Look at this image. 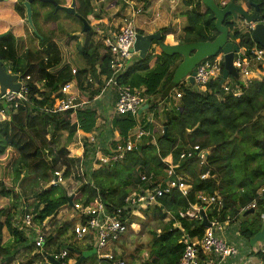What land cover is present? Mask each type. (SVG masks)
Segmentation results:
<instances>
[{"label":"trees","instance_id":"trees-1","mask_svg":"<svg viewBox=\"0 0 264 264\" xmlns=\"http://www.w3.org/2000/svg\"><path fill=\"white\" fill-rule=\"evenodd\" d=\"M22 1L0 2V34L13 27L8 36L0 39V61L11 74L19 75L22 79L29 77V103L17 108L13 104L7 106L0 103V110L4 108L9 117L8 123L4 122L0 126V198L10 200L8 209H0V218L4 217L3 222H0V264H10L20 254L26 257V261L18 264H32L36 259L30 257L35 246L29 234L21 228L24 210L27 209L26 213H30L33 225L38 227L57 224L60 212L68 207L69 194L64 185L70 183L71 178L66 173L63 174V185L48 186L45 190L36 189L40 183H49L53 172L62 167H56L57 159L47 158L45 154L47 133L58 138L66 133L64 150L74 143L78 131L82 135L81 159H67L68 165L74 162L76 165L80 161L82 170L78 177L79 184L70 192L73 203L96 206L101 201L109 209L122 207L133 187L140 184L139 174H153L155 178L164 180L168 165L173 167L175 176L191 179L192 187L186 196L173 189L159 198L155 207L142 211L144 220L153 223L154 227L148 230L150 239L147 242V254L140 259V264H176L184 252V240L203 237L205 227L201 221L181 216L194 205L202 207L198 200L199 194L217 195L221 200L218 212L215 209L207 211V221L224 223L230 219L244 217L248 220L250 217L252 220L244 222L248 226L241 228L240 233L244 240L253 238L256 233L255 223L264 217V192L257 197V191L264 187V77L254 74L247 84L229 77L226 80L228 92L224 90V84L219 86L221 77L209 81L205 92H195L189 85H178L175 87L180 90L181 96L177 106L168 112L167 109L159 110L156 106L162 99L169 103V94L175 88L171 87L172 77L181 58L178 55L163 54L160 43L165 42L164 38L154 41L152 45L155 48L143 59L133 58L116 79L119 86L144 89V105H148L147 112L153 114V121L145 126L150 135L143 137L141 143L127 153L122 161L93 169L97 151L109 154L114 148V142L110 144L102 134L117 133L121 139L126 140L137 126L135 117L131 114L116 115L111 120V128L106 131L103 126L97 125L98 114L91 108L76 111L77 124L71 119V110L52 114L42 112L40 108L50 107L52 96L57 95L63 85L71 82L85 93L96 83L98 86L87 93L88 101L99 96L103 87L102 79L107 80L112 75L110 57L104 46L96 45L90 50L77 46V54L85 62L86 69L63 66V55L57 42L36 27L35 19L39 14L35 10L33 24L39 37L38 47L32 41L33 47L25 35L27 28L22 23L25 16ZM93 1L75 0L77 12L84 18L91 16ZM187 1L189 5L191 2L194 5L184 15L186 27L181 44L213 42L218 32L214 27L212 13L200 0ZM214 1L219 6V0ZM240 1L247 2L227 0V3ZM251 1L258 6L261 16H264V0ZM223 25L228 30V40L238 48L251 49L256 46L262 49L253 42L251 31L243 33L231 18H227ZM92 35L91 30L86 34L87 37ZM68 43L67 40L64 45L68 46ZM29 46L32 49L28 50ZM100 49L101 53L107 54L99 53ZM257 70L261 72L262 69L259 66ZM33 71H36L38 82H43L40 83L42 88H37L30 81L29 75ZM87 76H91V81L84 84L82 79ZM236 89L241 91L238 97L234 96ZM161 115L166 117L158 127L155 120ZM140 122L143 124L145 120ZM94 130L101 133L95 143H91L89 137ZM23 142L24 146L21 145ZM194 146H198L200 151L193 154L192 158L181 160L180 155ZM201 152L206 153L207 159L204 166L199 167ZM58 161L60 163L61 158ZM252 163L256 165L251 167ZM239 167L241 178L235 174ZM204 173L210 177L200 180L199 176ZM254 200V212L243 211ZM136 219L131 218L128 224ZM142 223L146 226L144 221ZM71 226L72 222H64L56 228L53 235L47 238L43 253L52 254L61 243L72 237L60 241ZM4 228L10 235L7 243L3 242ZM92 247L86 248L90 250ZM67 248L75 250L73 246ZM254 256L260 264H264V248ZM201 260L204 261L203 257ZM88 261L93 263L96 260L91 258ZM81 264H87V261Z\"/></svg>","mask_w":264,"mask_h":264},{"label":"built area","instance_id":"built-area-1","mask_svg":"<svg viewBox=\"0 0 264 264\" xmlns=\"http://www.w3.org/2000/svg\"><path fill=\"white\" fill-rule=\"evenodd\" d=\"M218 5L219 8H224L227 5V1L219 0ZM140 13L141 9L139 8L133 14ZM255 24H260L264 27V16H261V19L256 21ZM246 27L251 31L249 25ZM136 35L137 31L133 27L132 20L126 19L124 20V25L119 28L118 32L103 39V46L110 57V69L112 70L111 77L107 80L104 79V85L105 88L113 86L114 89H116L117 100L114 104L115 113L117 116L131 114L135 119L140 116L139 111L145 104L146 99L139 90L131 89L127 86H119L116 79L117 75L126 68V64L133 59L135 54L133 46ZM223 63L224 55L220 53L216 57L206 59L197 65L193 80L199 90L202 89V91L205 92L209 81L217 80L221 77ZM233 65L237 69L239 81L243 80L244 84L249 83L254 74L259 76L263 74L264 49H258L256 46L251 49L239 48V52L234 54ZM259 66L262 69L261 72L257 70ZM25 80H28V78H25ZM25 80L24 78H19L18 82L20 83V89L18 92L6 91L4 95H0V103L7 106L13 104L15 108L29 103L27 81ZM184 83L186 87L189 85L188 77L185 78ZM223 84L224 90L228 92L229 88L226 85V81ZM74 86L75 84L72 82L63 85L57 95L52 96V105L50 107L40 108V111L60 114L71 110L74 113L77 109L83 107L86 102L81 101L79 99V94L74 93L72 90ZM240 94V90L236 89V91H234V96L238 97ZM175 96L179 99L181 94L177 91ZM0 116V121L9 120L4 108L0 110ZM147 123L151 124V121L148 120L143 124L138 121L134 133L129 135L126 140L119 138L114 141V148L110 150L111 153L102 155L96 154L94 166L100 167L122 161L127 153L137 147V141L150 135L149 130H146L145 127ZM89 140L91 143H95L96 141L93 135L89 137ZM80 147L82 151V142L80 143ZM199 151V147L194 146L191 149L185 150L180 155V159L185 160L192 158L193 154ZM206 159V153L201 152L199 154V167L204 166ZM173 170L172 166H167L164 180H162V178H155L153 174H139L140 184L133 187L131 192L124 199L122 207L109 209L106 204L99 201L96 206H84L80 203H73L72 207L65 208L68 209L69 212L78 214V218L70 228L68 237L72 236L73 243L79 242L81 243V247H84L93 246L90 240L85 238L94 236L98 239V244L95 248L97 264H125L122 259L117 258V256L108 251L107 248L113 244L112 242L119 241L127 233L130 225L127 221L133 217H138L142 211L156 205L159 198L169 194L173 189L178 190L184 196L190 192L192 187L191 179L189 177L175 176ZM63 174L62 171H56L48 186L57 187L63 185L65 181ZM209 177V174L204 173L199 176V179L206 180ZM263 192L264 187L259 190L257 197H260ZM198 200L201 202L202 207L199 208L194 205L185 214H181V216L201 221L199 211H203V209H215L218 212L220 209L221 200L217 195L207 196L199 194ZM255 208L256 200L246 206L243 211H254ZM26 211L27 209L23 211L25 212L22 217L23 229L25 232L32 235L31 242L35 246L30 257L36 258L39 264H50L45 259L43 248L47 238L53 235L54 232H51V227L46 225L40 226V228L35 227L32 223L30 213H26ZM125 216L127 217L126 219ZM210 224L211 226L209 228H205L204 235L201 239H193L191 241L188 239L184 240L185 249L176 264H205L204 261L201 260V257L210 253L220 257L221 260L235 258L238 255V251L234 246L224 243L216 236V229L220 230L224 223L213 221L210 222ZM49 255L60 264H73L75 262V260L69 257L68 248L62 250L58 249ZM245 264L254 263L250 260Z\"/></svg>","mask_w":264,"mask_h":264},{"label":"rangeland","instance_id":"rangeland-1","mask_svg":"<svg viewBox=\"0 0 264 264\" xmlns=\"http://www.w3.org/2000/svg\"><path fill=\"white\" fill-rule=\"evenodd\" d=\"M104 4H106V1L104 2ZM104 4L101 6L102 13L100 11H98V9H99L98 5H94V9L98 13V16H96V17H99L100 21H95L96 18L95 19L93 18L94 15H91L90 16L91 18H89L90 19L89 22L91 23V25L93 27V35L92 36L87 37L86 35L85 36L80 35V32L79 33L76 32V31H80V26L74 27V28L57 30L55 32L56 35H54V34L51 35L52 38L55 39V40L62 38L64 36V34H66V33H71V31L72 32H76V34L78 35L79 39H77V40L69 39V38H63V39L57 41V44L60 47V49L62 51V55H63V63H62L63 66L68 65L72 69H78V70L79 69H86L85 62L77 54V50H76L77 46L85 47L88 50H90L92 47H95L98 44H101L103 46V39L105 37L109 36V34H108V36L105 35V33L107 31L105 30V25L102 22L103 17L105 16L104 12H106V10L108 9L106 6H104ZM245 7H247L245 10L248 11V6L246 5V3H245ZM150 12L151 11L148 10V13H150ZM64 16L65 15H63V13H59L58 15H56V18H61V17L64 18ZM135 16H130V18L127 19V20H133L132 22H133L134 29H135V23H134V20H135L134 17ZM35 25H36V27L39 30H40V27H41L42 33H44L46 35H50L51 32H54V31H51L50 29H48L47 26H43L41 21H40V19H38V18L35 19ZM122 25H124V23ZM28 30H30V28ZM240 30L243 33H248L249 32V30L246 27V25L240 26ZM30 40L35 42V38L34 37L33 38L30 37ZM67 40H68L69 43H68V46H65L64 42L67 41ZM30 49H32V48L29 46L28 50H30ZM106 52L101 53L99 51V53H101V54H107ZM29 76H30V81H32L34 84H38V86L42 88L40 83H43V82H38V77H37L36 71H33ZM25 78H28V80H29L28 76H26ZM25 78H24V80H25ZM89 79H91V76H87V77L83 78L82 82L84 84H86V82H89L88 81ZM28 80H25V81H28ZM241 82H243V80ZM92 83L90 82V84H92ZM93 88H96V87L93 86L92 88H88L87 91H86V94H87L88 91H91ZM72 90L74 91L75 94H78V90H77L76 86H74L72 88ZM110 90H112L111 87H107L106 90H105V93L102 96V98H100L98 101H96L97 103L94 102L91 105L90 104L85 105V108H91V109H93V110H95L97 112L98 117H99L98 120H97V125L98 126H103L104 128H107L108 130L112 126V123H111L110 120H112L115 117V107L108 106V105H110V103H112V99L110 98V101H109L106 98V97H108L106 95L110 92ZM176 91L179 92L180 90H177V88H176V90L174 92L176 93ZM199 91L203 92L202 89L199 90ZM86 98H87V95H86ZM86 100L88 101V99H86ZM168 110H169V108L167 109V111ZM152 115H153L152 113H148L147 110H145V111H143V115L138 117V121L145 120V122H147L148 120H150L152 122L153 121ZM105 120H106V122H105ZM132 133H133V131H132ZM63 134H66V133H63ZM76 137H77V139L74 141L75 144L73 143L72 145L67 146L66 150H64L63 147H64V144H65V141H66V138H65L64 135H62V136H60L58 138V137H55V136L51 137L50 133L46 134V141L48 143V146L46 145L45 154H46L47 158L57 159L56 167L58 165L62 166V167H59L60 170H57V171H62L63 173L67 174L66 175L67 177L71 178L70 183H67L66 185H64V187L66 189V192H68V193H70V192L75 190L76 186L79 184L78 177L81 176L80 161L77 162L76 165H75V162L72 165H68V162H67V159H75V158L81 159V157H80V154H81L80 153L81 152V149H80L81 148L80 147L81 140H79V139H81V136L80 135H75V138ZM78 142H79V144H78ZM111 142L112 141H109L110 144H111ZM140 143H141L140 140L137 141V145H139ZM21 145L24 146L25 143L23 142ZM65 152H67V154H66L67 157L66 158H64ZM60 154H61V157H60ZM96 154L102 155L100 150H98ZM60 158H61V161L59 163L58 160ZM95 160H96V156H95ZM255 165H256V163H252L250 166L253 167ZM97 168H99V167L93 165V169H97ZM238 169H239V171L235 172V174H237L239 176V178H241V172L242 171H241L240 167ZM55 172L56 171L53 172V175H54ZM53 175H52V179H53ZM49 183H46V184L45 183H40V185L36 189L37 190H45L48 187ZM9 202H10V200L8 198H0V209L1 208L8 209ZM153 207H155V206H151L150 208H153ZM77 218H78V214H76L75 212H70L67 215L68 222H72V224L74 223V221ZM136 218H141V223H139L140 224V228H139L140 232L136 236V239H135V245L137 247L132 245L131 246V250L133 248H138L139 246H145V245L147 246V242L150 239L147 230L145 228H143L144 226H143L142 222L144 221V223L146 225V228H148V229L154 227L153 223H151L149 221L147 222L146 220H144L145 217L143 215V212H142V214H140ZM3 220H4V217H1L0 218V222H3ZM137 220L138 219H136L135 221H137ZM246 220L247 219L244 218V217L237 218L238 222L233 224V226L228 227V228L222 226L220 230L216 229L217 238L221 239L224 243H232L234 245V247L238 250L240 256H245L247 252H253L255 254L257 251H259V250L264 248V217L260 218V220H258L255 223V228H256L255 232L256 233H255L254 237L251 238L250 240H244L242 238V236H241V233H240V229L245 227V226H248L247 223L250 222L252 220V218L249 217L248 220H247V223H244V222H246ZM21 223H22V218H21ZM63 223H64L63 222V218H61L60 221L57 224L49 226V227H51V232H55V229L60 227V226H62ZM21 228H23V227L21 226ZM38 228H40V226H38ZM70 228L71 227H68V231L70 230ZM2 233H3V242L7 243L10 240V235L6 231L5 228L3 229ZM29 238H30V241H32V236L30 234H29ZM72 239L73 238L70 237L68 240H66L65 242L61 243L60 246H59V249L62 250L64 248L73 246V248L75 250H77V251H80V250L84 251V248L81 247V243H79V242L73 243ZM85 239H89L90 242L93 244V246L95 248L97 247L98 239L96 237H94V236L86 237ZM117 242L118 241H114L112 243L113 244H117ZM137 252L139 253L140 251H137ZM143 253H144V251L141 253V256H142ZM130 255H131L130 258L137 256V254L132 253V252L130 253ZM77 256L78 255L76 253L71 252V254H70V252H69V257L71 259L75 260L77 258ZM128 258L129 257H125V259H128ZM141 258H137L136 260L140 261ZM216 258L221 260L220 257H218V256ZM88 260H90V259H86L87 264H94L95 263V261L93 263H91ZM21 261H26V257L23 254H20L17 257V259L15 261L14 260L11 261L10 264H18ZM128 261H129V259H128ZM33 264H39L38 260L36 259Z\"/></svg>","mask_w":264,"mask_h":264},{"label":"crops","instance_id":"crops-1","mask_svg":"<svg viewBox=\"0 0 264 264\" xmlns=\"http://www.w3.org/2000/svg\"><path fill=\"white\" fill-rule=\"evenodd\" d=\"M105 1H106V4H104ZM245 3L246 2L241 1V4H239L244 8V10L247 8V7H245ZM103 4H104V6H106L108 8L106 10V12H104L105 16L103 17V20H102V22L105 25V30L107 31L105 33V35L108 36V34L111 35L113 33L118 32L119 28L123 26L122 24L124 23V20L130 18V16L136 15L134 17V19H135L134 23H135V30L137 31V34H139V35H150V34L159 33L161 39L164 38V40H165V42H161L160 44L163 43L166 45L181 44V38L183 36V30L186 27V20H185L184 15L187 12H189L190 9L192 8V6L194 5L193 2H191V5H189L187 0H146V2H144V0H94L92 2V7H93V14L92 15H94V17L98 16V13L94 9V5H98V7H99L98 11H100L102 13L101 6ZM139 8L141 9V13L140 14H133ZM148 10H150L151 12L148 13ZM97 18H98L97 21H100L99 17H97ZM22 23L24 24L23 21H22ZM10 29H12L11 30V32H12L13 27L11 26ZM26 32H25V35L28 37V40L30 41V43L34 47L33 42L30 40L31 36H28L26 34ZM98 45H101V44H98ZM35 46L38 47V44L36 43ZM154 48H155V45H152L149 52L152 51ZM100 52H102V49H100ZM179 63H180V61L177 64L179 65ZM177 66H176V68H177ZM176 68H175V70H176ZM175 70H174V73H175ZM173 76H174V74H173ZM257 76H259V75H257ZM259 77H264V71H263V74L260 75ZM104 79L105 78L102 79L103 87H102L101 94L99 96L95 97L94 99L90 100V101L86 100V99H88V96L86 98L87 94L85 92L79 91V89H77L78 94L80 96L79 99L83 102H86L85 105H87V104L91 105L94 102L97 103L96 101H98L100 98H102V96L106 90L105 85H104L105 84ZM172 79H173V77H172ZM184 81H185V79H182L180 81L179 85L185 86ZM35 85L37 86V88H41L38 86V84H35ZM41 86H42V84H41ZM94 86L97 87L98 85H96V83H95ZM176 86H178V85H176ZM108 87H111V89H112L106 95V96H108V97H106L107 100L110 101V98L112 99V103H110V105H108V106L114 107V104L116 103V100H117L116 89H114V87H112V86H108ZM172 90L173 91L170 92L169 97H168L169 103L167 101L165 102L164 99H162L157 104L156 107L159 110L164 111V110L169 108V111H170V109H173L174 107L177 106L178 99L176 98L175 92H174L176 90V87L173 88ZM91 91H93V89ZM139 91L143 93L144 89L140 88ZM87 93L89 94V92H87ZM85 105L79 109H85ZM79 109H77V110H79ZM75 113L76 112L73 113L71 119L74 123L77 124ZM142 115H143V113L141 112L140 116H142ZM115 116H116V113H115ZM165 117H166V115L165 116L161 115V117L158 120L157 119L155 120V124L158 127L161 126L163 124ZM8 121L9 120H3V121L1 120L0 126L4 122L8 123ZM105 122H106V120H105ZM137 122H138V118L136 119V123ZM135 129L133 130V133H134ZM103 130L107 131L108 129L104 128ZM100 131H101V129H100ZM100 131L94 130L90 136L93 135L95 137V139L97 140V136L102 132V131L101 132ZM61 135H64L65 138L67 136V134H61ZM77 135H80L81 139H79V140H82V135L79 133V131L77 132ZM102 136L105 139L108 138V141H113V142L120 138L117 133L111 135L110 133L106 132L105 134L103 133ZM76 139H77V137L73 141H75ZM80 153L82 154V151ZM81 154H80V157H81ZM258 192H259V190L257 191V193ZM68 194H70V193H68ZM197 207L200 208V206H197ZM207 211L208 210L203 209L205 216H206ZM69 213L70 212L68 209L62 210L60 212V214H61L60 219L63 218V222H68L67 215ZM134 218H136V217H134ZM138 219L141 220V218H138ZM131 222H133V221L131 220ZM237 222H238L237 219H230V220L224 222L223 226L228 228V227L233 226V224H235ZM139 223H141V222L134 221L133 223H130L128 230H127V233L122 237V239H120L117 242V244H112V245L108 246V248H107L108 251L115 254V256H117V258L124 260L125 264H140V261H137L136 259L141 258V257L143 258L147 254V246L146 245L145 246H139L138 248H133L131 250L132 245L136 246L135 245V239H136V236L140 232L139 231V228H140ZM143 228H145L148 232L149 229L146 228V226H144ZM69 233H70V230L61 238L60 241H63V238H65V239L68 238ZM227 244L234 246L232 243H227ZM86 247L88 248L91 246H84L83 247L84 251H90L92 249H95L94 246L90 250H88ZM261 250H259V251H261ZM137 251H140V252L138 253ZM143 251H144V253L141 256V253ZM131 252L137 254V256L130 258ZM47 255H49V254H47ZM125 257H129L128 258L129 261H128V259H125ZM216 257L217 256L213 253L203 255L204 263L205 264H245L247 261L251 260L254 264H260L258 259L254 256L253 252H247L245 256H240L239 252H238V255L235 258H227L223 261L219 260ZM93 258H95V256ZM77 259H78V256L75 259V261ZM95 260H96V258H95ZM94 264H97V261H95Z\"/></svg>","mask_w":264,"mask_h":264},{"label":"water","instance_id":"water-1","mask_svg":"<svg viewBox=\"0 0 264 264\" xmlns=\"http://www.w3.org/2000/svg\"><path fill=\"white\" fill-rule=\"evenodd\" d=\"M2 0H0L1 2ZM35 1L41 3H49L55 6V10L65 11L68 14H74L73 5L67 8H61L56 5L52 0H25L22 2V7L25 9L26 23L30 27L31 31L36 34L35 27L32 22V9L31 4ZM201 4L209 10L215 20V30L218 32V36L213 42H204V43H189V44H175V45H166L160 44L161 51L166 56L178 55L181 58L179 65L177 66L172 82L171 87H175L180 84L182 79L188 77V84L193 88L195 92H198V87L194 84L193 77L195 76L196 67L198 64L202 63L204 60L209 58H214L218 54L224 55V67L219 82L221 86L229 77L238 80L237 69L233 65L234 54L239 52V48L236 44L228 40V30L223 25L224 21L227 18H231L232 21H236L238 18H241L245 21L247 25L251 27V37L255 44L259 45L264 49V27L260 24H255L256 21L261 19L259 13V8L251 0H247V6L252 8L254 12L249 14L244 8L235 3L230 2L224 8H219L214 0H200ZM83 22V32L89 30V25L85 19H81ZM12 29L9 31L1 33L0 39L8 36ZM161 37L159 33L150 34V35H139L135 37V42L133 46L134 56L133 58L143 59L149 53V50L154 41H160ZM19 75L11 74L6 66L0 61V95H4L6 91L18 92L20 89ZM148 109V105H144L140 111ZM73 195L67 196V206H73ZM253 213V210H248L246 213ZM201 216V225L205 228H209L211 224L207 221L204 212L199 211ZM70 252H74L78 255V259L73 264H81L86 259H91L95 256L96 250L92 249L90 251H75L73 249H68ZM45 259L50 264H60L53 259L52 256L45 254Z\"/></svg>","mask_w":264,"mask_h":264},{"label":"flooded vegetation","instance_id":"flooded-vegetation-1","mask_svg":"<svg viewBox=\"0 0 264 264\" xmlns=\"http://www.w3.org/2000/svg\"><path fill=\"white\" fill-rule=\"evenodd\" d=\"M2 1H6V0H2ZM15 1L17 2L18 0H15ZM24 1L25 0H23L22 2H24ZM52 1H54L56 3V5L58 7H61V8H67V9H69L73 5V12H74V14H68L65 11H61V10H57L56 11L55 10V6H53L52 4H49V3H41V2L35 1V2H33L31 4V9H32V22H33V11L35 10L39 14L38 17H36V19L37 18L40 19V21H41V23H42L43 26H47L48 29H50L51 31H54V32H51V35L52 34L56 35L55 32L57 30L74 28V27H78V26H80V31H76V32H78V33L80 32V35L85 36L87 34V32H89L90 30L93 32V27H92L91 23L89 22L90 21V19H89L90 16H88L87 18H84L82 15H80L77 12V6H76V3H75V0H52ZM229 3H227V4H229ZM235 3L241 4V1L240 2H235ZM246 5H247V2H246ZM247 12L249 14H252L254 12V10L252 8L248 7V11ZM59 13H63V15H65L64 18L63 17L56 18V15H58ZM93 18L94 19L96 18L95 21L98 20L97 17H93ZM81 19H85L87 21L88 25H89V30L87 32H83V22H82ZM23 22H24V24H25V26L27 28L26 34L28 36H31L32 38L34 37L35 38L34 44H36V43L38 44L39 34L37 33V31H36V34H35V33H33L31 31V29L28 30L30 27L26 23V17L25 16H24ZM233 22H235L237 24L238 29H240V26H244V25L247 26V24L245 23V21L243 19H241V18H238L236 21H233ZM40 32H42L41 31V27H40ZM76 32H72L71 31V33H66V34H64V36L62 38L56 39V40L53 39L51 35H48V36L51 39H53L52 41H54V42H57L58 40H61L63 38H69V39L72 38L74 40H77L79 38H78V35L76 34Z\"/></svg>","mask_w":264,"mask_h":264},{"label":"clouds","instance_id":"clouds-1","mask_svg":"<svg viewBox=\"0 0 264 264\" xmlns=\"http://www.w3.org/2000/svg\"><path fill=\"white\" fill-rule=\"evenodd\" d=\"M144 106V105H143Z\"/></svg>","mask_w":264,"mask_h":264}]
</instances>
